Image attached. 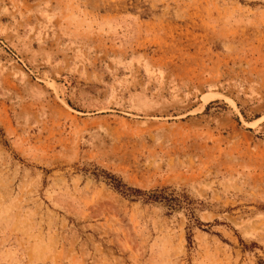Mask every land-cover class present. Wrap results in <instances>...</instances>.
<instances>
[{"label": "rangeland", "instance_id": "obj_1", "mask_svg": "<svg viewBox=\"0 0 264 264\" xmlns=\"http://www.w3.org/2000/svg\"><path fill=\"white\" fill-rule=\"evenodd\" d=\"M0 264H264V0H0Z\"/></svg>", "mask_w": 264, "mask_h": 264}]
</instances>
